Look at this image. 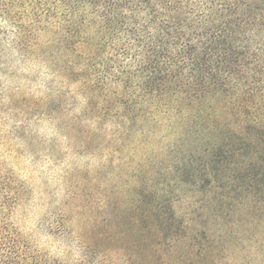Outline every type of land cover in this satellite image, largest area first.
<instances>
[{"label":"rangeland","instance_id":"rangeland-1","mask_svg":"<svg viewBox=\"0 0 264 264\" xmlns=\"http://www.w3.org/2000/svg\"><path fill=\"white\" fill-rule=\"evenodd\" d=\"M212 1L210 14V4L191 0L198 14L209 17L207 23L183 20L185 36L199 54L227 56L232 72L223 81V110L186 119L187 138L196 147L224 138L243 145L216 150V181L204 179L184 192L172 180L176 153L169 145L177 135L165 127L163 136L118 131L103 90L78 75L80 54L58 48L56 30L36 46V40L20 43L13 20L0 13V264H157L166 251L146 245L143 215L148 202L166 191L181 213L193 207L220 216L208 224L202 216L199 227L226 231L225 238L197 245L172 241L183 260L264 264V0ZM88 17L99 21L96 14ZM122 24L111 49L145 51L144 36L126 20ZM97 25L77 37L89 41ZM90 49L84 43L78 50ZM198 81L192 79L179 98L219 99Z\"/></svg>","mask_w":264,"mask_h":264},{"label":"trees","instance_id":"trees-1","mask_svg":"<svg viewBox=\"0 0 264 264\" xmlns=\"http://www.w3.org/2000/svg\"><path fill=\"white\" fill-rule=\"evenodd\" d=\"M198 1L210 4L207 7L210 14L215 11L212 0ZM194 5L191 0H53L51 3L48 0H0V13L13 20L16 40L20 43L28 46L30 40H36L32 41L36 46L41 36L56 30L59 34L55 39L57 47L70 55L80 54L82 68L78 75L92 83L93 89L103 90L105 100L111 102L107 106L108 115L112 114L118 131L163 136L161 130L165 127L177 135L176 141L169 145V151L176 153L172 159L176 164L172 168V180L178 182L184 192L215 176L211 163L216 150L221 154L225 149L240 150L243 145L239 141L235 145L224 138L218 143L196 147L195 142L187 138L186 119L223 110V99L227 94L223 81L232 72L227 56L220 55L219 51L215 57L208 51L199 54L191 39L185 36L187 29L183 20L192 16L207 23L209 17L207 13L198 14ZM90 14H96L99 21L96 36L88 41L77 36L97 23L89 19ZM123 20L144 36L145 51L128 54L111 49L121 39L119 33L125 28L119 22ZM84 43L92 46L86 53L78 50ZM76 65L74 62L69 70H76ZM192 79H198L200 85L210 88L219 99L181 100L179 96L186 92ZM197 161L202 165L195 166ZM223 188L224 185L220 186L221 190ZM186 200L187 207L191 206L192 197ZM173 203L167 191L148 202L143 215V239L151 248L164 247L166 254L157 260V264H183L182 261L191 264L193 258L183 260L172 241L185 238L191 245H197L199 241L225 238L226 231L221 227L208 232L199 227L204 215L206 224L220 219L215 210L199 213L189 207L181 213ZM134 220H139L136 213ZM135 230L141 233L138 225Z\"/></svg>","mask_w":264,"mask_h":264}]
</instances>
